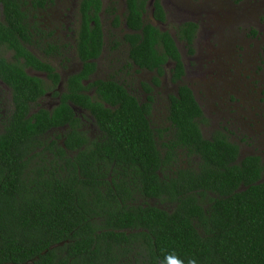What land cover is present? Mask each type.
I'll return each instance as SVG.
<instances>
[{
    "label": "trees",
    "instance_id": "1",
    "mask_svg": "<svg viewBox=\"0 0 264 264\" xmlns=\"http://www.w3.org/2000/svg\"><path fill=\"white\" fill-rule=\"evenodd\" d=\"M150 1L126 0L127 31L110 37L112 51L127 44L131 68L158 73L142 84L143 98L119 72L93 81L106 46L103 15L115 28L124 25L105 0L79 2L82 68L61 94L60 74L29 49L48 59L67 50L31 16L56 0H0V80L14 104L0 121V264H264V163L239 161L238 146L220 136L202 137L200 124L209 122L183 79L177 41L146 23ZM153 15L166 21L160 0ZM197 27H178L179 41L193 43ZM168 65L178 92L159 103L154 86ZM49 93L59 105L40 108ZM75 108L94 119L98 140L79 134L84 121ZM62 125L71 130L67 148L55 152L47 136ZM45 152L53 160L30 166Z\"/></svg>",
    "mask_w": 264,
    "mask_h": 264
},
{
    "label": "flooded vegetation",
    "instance_id": "2",
    "mask_svg": "<svg viewBox=\"0 0 264 264\" xmlns=\"http://www.w3.org/2000/svg\"><path fill=\"white\" fill-rule=\"evenodd\" d=\"M60 1L61 0H56L55 5L48 8L45 11L41 12L40 9H39L40 11H36V10L33 11L31 13L33 20L38 21L40 17L41 21L45 18L49 22V18L51 16H54V14L57 13V10H59V8L64 9L65 7V10L67 11H70L71 8H74V5H70V3L64 5H58ZM193 1L197 2V0H192V2ZM154 2L155 0H151L148 4V10L152 14L147 15L146 23L148 24L150 23L151 25H153L154 27L158 28L161 31H166L164 26L166 25V21H167V9L165 8L163 1L160 0L163 11L166 14V21L162 22L160 20H157V18L153 15ZM110 5L113 8L117 9V13H119V15L121 16V20H122L121 23L122 24L124 23V25L122 26L124 27L121 26L119 28H115L113 26L112 21H109L111 23L113 32H109V35L106 32V39L107 37L116 38L118 36V31L121 33V35L118 36L121 39L123 38L124 35L122 28L125 29V31H127L126 29L127 25H125V19L121 14V4L120 2H115V3H110ZM218 8L221 9L222 5L221 7L218 6ZM196 9H198L197 15L199 20H202L204 18V15H206L205 18L209 21L213 13V10L212 11L202 10L198 6H196ZM249 9L254 13L256 12L257 15L255 16L257 17H260L264 14L263 4L259 6L256 5V2H251V7ZM122 10L126 12V0H125V6L124 8L122 7ZM234 12L235 9L233 8V6H230L221 15L226 17L230 14L229 17H226L227 20L219 18L214 22H209L210 24L214 25V28H211V34L208 33V30L201 28V23L197 24L196 22H193L198 26L193 43L189 44L188 46L186 42H181L182 44H184L183 49L187 50V54H188L185 57V60L183 58V61H186V58L189 59V61H187V65L184 62L186 68V75L183 79L185 83H187L188 85L189 83L191 84L192 72H193L191 69H193L194 67L193 62L194 60L199 59V62L201 64H197L195 62L196 70L194 71L195 72L194 80H196L197 82V90L199 95L195 93L194 88L192 87L194 86V84L193 85L191 84L189 86L194 92L203 110L204 117L209 122L208 124H203V123L200 124V131L202 137L205 140L213 142L215 137L220 136L221 139L227 140L231 142L233 145L235 144L238 146V152H240L238 158L239 161L249 156H258L261 158L262 162L264 163V91H263L264 87L260 86L262 82L257 79L259 76L257 72L262 71V69H257L258 68L257 65L260 64L261 65L260 68H262V66L264 67V47L262 48L258 47L259 50L257 49V51L253 55H251L249 59L245 54L240 55L241 43L239 39L233 40L228 35L224 37L225 28H227L228 26L248 27L245 24L247 22V19L251 18V12L246 13V15L245 13L236 15ZM186 14L187 17L189 14L195 15V13H192L191 10L189 9ZM68 19L69 18L67 17L62 19L61 21L49 23L48 30L49 31H51L52 29L56 30L55 38H57V40H58L57 34L59 33L61 28L64 29L63 35L69 32L70 27L68 23H66ZM229 22H232V24L228 25ZM63 23L65 25H63ZM41 24L44 28H46V23L44 24L42 22ZM249 31H250L249 33H251V27H249ZM256 35H254L252 39L259 40L260 38H263L261 31L257 32ZM177 36H178L177 32H176V37L172 35V37L177 41V46L180 47L179 46L180 41ZM200 36L203 37L204 41L202 42L199 41ZM246 39L249 40L251 38L248 37ZM67 44H68L67 50L63 52L65 54H68L67 53L68 50L72 49V44L69 43ZM112 46H114L113 40L110 38V47L112 48ZM125 47H128L127 44L121 42L119 48L114 50L113 53L120 52L122 58V52L124 50L123 48ZM29 49L32 51L35 48L29 47ZM104 49H105L104 53L109 51V49H107V41ZM191 51H193V53H191ZM103 55L101 56V58L103 57ZM58 57L59 56H55L52 59H56ZM204 60H206V65H205L206 70L202 63V61ZM118 61L122 62L120 67L117 68L114 66L112 67V70L114 71V73L119 72L120 74H122L123 77L121 76H116V77L118 78L121 77L122 81L127 84V87L129 88L128 91L130 93H134L137 96L142 95L143 98H146L147 95L143 91L142 84L152 83L153 79L156 76H158V73L139 69L138 67L131 68V66L129 65L131 63L129 59V54L126 55V58L124 60L119 59ZM71 62H72L71 66L64 68L61 71L56 70L62 78V81L57 89L59 90L58 92L59 94L63 92L64 90L63 86L64 83L67 82L68 77L81 71L82 63L78 61V63L81 65L79 67L73 63V60ZM108 63L112 66L117 64L115 61L114 63L111 61H109ZM169 67L171 68L172 66L168 65L167 68ZM187 69H189V71H187ZM31 72H35V71L33 69H29L28 73L30 75H32ZM166 73L167 70L165 68L164 75L161 77V81L165 77ZM98 74H99V69L97 68V72L93 76V81L97 80L96 77L98 76ZM143 74H148L149 79L141 80L138 78L137 79L138 84L135 83L134 78L138 77V75L142 77ZM42 75L47 79V76L45 74ZM35 76L41 78V76L39 75H35ZM172 80H173V74L171 73V82ZM162 85H163V81L161 86ZM258 86H260L261 88ZM159 88L160 86L158 87L154 86L155 90L153 93L156 94V92H160L158 90ZM177 92H178V87L175 85V94H177ZM48 96L56 100V105L52 106L53 103L44 102V98H43L39 100L40 108L51 110L59 105L60 100L58 97L54 96V93L47 94L45 98ZM1 99L3 101L6 100L7 104L9 105L8 110H11V108L14 107L12 91L9 87L6 86V83L2 80H0V100ZM251 109H255V111H253V114H251ZM75 111H76V115L81 117L84 121V125L78 127L79 134H81L83 131L88 130L90 134L89 138L92 140H98V137L100 136L101 133L98 126L94 123V119L90 116L89 113H87L86 111L80 108H75ZM82 114L86 115L88 120H86ZM7 117L8 116H6L4 119H7ZM4 119L2 120L0 118V121H5ZM70 131L71 130L69 129V125L58 126L50 131L49 135L47 136V139L49 141L48 142L49 145L54 146L55 152H58L60 148H62L61 150L67 148L65 144L66 134L69 133ZM68 152H76V151L68 150ZM45 154L50 155L47 152H45ZM185 159H186L185 162H188L189 158L187 157ZM40 160L41 157H35L31 161L30 166L32 164L37 165L38 163L42 162ZM199 162H201L200 158L196 157L195 163L200 164ZM194 166L196 165L192 164V167ZM6 264H11V263H6Z\"/></svg>",
    "mask_w": 264,
    "mask_h": 264
},
{
    "label": "rangeland",
    "instance_id": "3",
    "mask_svg": "<svg viewBox=\"0 0 264 264\" xmlns=\"http://www.w3.org/2000/svg\"><path fill=\"white\" fill-rule=\"evenodd\" d=\"M165 8L167 9V21H166V25L164 26V28L166 29V31H169L173 36L176 37V32L178 30V27H180L182 24H184L185 22H196L197 24L201 23V28L208 30V33L211 34V28H214L213 24H210L209 22H214L219 18H222L224 20H227L226 17H229L230 14L228 16H221L222 13L224 11H226L230 6H233V8L235 9V14H242V13H249L251 12V18L247 19L246 22V26L248 27H236V26H228L227 28H225L224 31V37H226L227 35L232 38L233 40L235 39H239L240 43H241V51H240V55L245 54L249 59L250 56L253 55L258 47L262 48L264 47V14L260 17H257L255 15H257V13L255 14L253 11H251L249 8L251 7V2H256V5H264V0H197L193 1L192 0H162ZM79 2L80 0H61L59 2L58 5H64V4H68L70 3V5H74V8H71L70 11L65 10L63 8H59V10H57V13L54 14V16H51L49 18V22L47 19H43L41 21V18L39 17L38 21H40L41 23L43 22L44 24L46 23V28L48 29L49 23H54L57 21H61L64 18H69L67 20L66 23H68L69 25V32L65 33L63 35V31L64 29H60L58 35V38L62 39L65 43H69L72 44V49L68 50V54L62 53L60 57L56 58V59H48L47 56H45L44 53L33 49L32 51L34 52V54L40 58L43 61H49L51 62V64L55 67L56 70L61 71L64 68H67L69 66L72 65V60L73 63L76 66H81L78 61L80 62L78 56L76 55V50H75V46H76V42H75V37H76V30H78V25H79ZM115 2H120L121 4V14L124 16V10H122V7L124 8L125 6V0H105L104 5L105 6H109L110 3H115ZM222 8H218V6ZM196 6H198L200 9L202 10H206V11H212L213 13L209 19V21L205 18L206 15H204V18L202 20L198 19V9H196ZM191 10L192 13H195V15L193 14H189L187 17V11ZM233 13V14H234ZM147 18V17H146ZM203 23V24H202ZM232 22H229L228 25H231ZM63 25H65L63 23ZM103 25L105 26V29L109 35V32L112 31V26L111 23L107 20L106 16L103 15ZM124 27V26H122ZM249 27H251V33H249ZM51 31L56 32L55 29H52ZM122 31H124V29L122 28ZM261 31L262 33V37L259 40H254L252 39V37H254V35L252 33H256ZM63 35V36H62ZM121 33L118 31V36H120ZM257 36V35H256ZM251 38L249 40H247L246 38ZM107 41V49H109V51L105 52L103 57L98 61V69H99V74L96 77V79H104L107 78L110 74L114 73V71L112 70V67H117L119 68L122 62H119L118 60H124L126 58V55L128 54V47L123 48V52H122V58L120 55V52L118 53H113L112 50H110V38L107 37L106 39ZM105 41V42H106ZM199 41L202 42L204 41L203 37L200 36L199 37ZM179 48L182 52L183 58L185 60V57L188 55L187 54V50L183 49L184 44L181 43V41L179 42ZM259 50V49H258ZM78 59V60H77ZM194 60V59H192ZM111 61L114 63V61L117 63L116 65H110L108 62ZM187 61H189L188 58H186V61H184L187 65ZM197 64H201L199 62V59L194 60L193 62V69H191L192 72V82L191 84L194 86H192L194 88L195 93H197V95H199L198 90H197V82L196 80H194V74H195V65ZM81 63V62H80ZM204 67L206 65V60L202 61ZM258 68L257 69H262V71H258V80L262 82V84H260L261 87H264V67L259 64L257 65ZM167 73L165 75V77L163 78V85L160 86V88L158 89L160 92H156V94L159 97V103L163 101H165L168 97L169 94H174L175 93V85L172 84L171 82V73L170 70L171 68H166ZM206 70V67H205ZM187 71H189V69H187ZM32 75H39L41 76V78L43 80L47 79L40 74L39 72H31ZM144 79V80H148L149 79V75L148 74H143L142 77H140L138 75V77H135L134 81L135 83L138 84V80L137 79ZM118 79V78H117ZM189 83V85H191ZM258 86V87H260ZM260 87V88H261ZM157 90V89H156ZM157 90V91H158ZM64 91V90H63ZM264 91V89H263ZM200 97V96H199ZM198 97V98H199ZM5 103L3 105L0 106V113L3 114L4 118L7 116V111H8V107L9 105L7 104L6 100H4ZM44 102H50L53 103L52 106L56 105V100L52 99V97L48 96L46 98H44ZM237 105V104H236ZM238 106V105H237ZM239 107V106H238ZM36 110L38 109L35 108ZM253 111H255V109H251V114H253ZM1 115V114H0ZM160 117L161 115L158 114ZM3 116L1 117V119L3 120ZM5 120V119H4ZM50 155H46L45 158H41V161L44 163L49 162L50 160H53L52 157V153L48 152ZM185 159V158H184ZM186 160V159H185ZM192 165V164H191ZM195 167V166H194Z\"/></svg>",
    "mask_w": 264,
    "mask_h": 264
},
{
    "label": "clouds",
    "instance_id": "4",
    "mask_svg": "<svg viewBox=\"0 0 264 264\" xmlns=\"http://www.w3.org/2000/svg\"><path fill=\"white\" fill-rule=\"evenodd\" d=\"M253 35H255V34H253ZM188 264H196V261H195L194 259H190V260L188 261Z\"/></svg>",
    "mask_w": 264,
    "mask_h": 264
}]
</instances>
